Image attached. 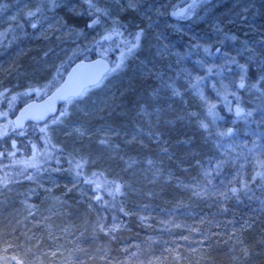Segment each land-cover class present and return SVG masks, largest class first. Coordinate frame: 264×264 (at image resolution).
Masks as SVG:
<instances>
[{
	"label": "rangeland",
	"instance_id": "1",
	"mask_svg": "<svg viewBox=\"0 0 264 264\" xmlns=\"http://www.w3.org/2000/svg\"><path fill=\"white\" fill-rule=\"evenodd\" d=\"M191 2L0 0V139H9L13 149L9 157L0 154V264L53 258L73 264L78 246L100 255L111 250L89 225L97 217L104 220L100 204L114 201H100L95 192H108L106 187L116 182H122L117 203L135 221L130 230L134 241L112 253L126 248L163 257L179 247L195 264L198 257L190 250L210 246L223 264H264V224L259 222L264 219V0ZM187 4L182 17L171 18ZM78 30L88 45L83 59L94 52L110 61V73L84 92L86 99L68 101L54 120L14 132L17 107L44 97L61 81L65 67L52 66L79 38ZM216 47L218 55L213 54ZM154 71L167 78L160 80L164 95L174 98L179 90L192 88L189 108L188 102L177 101L198 115L202 132L215 131L212 140L224 161L239 159L227 164L229 180L211 182V189L203 181L182 186L169 179L168 154L160 164L123 157L148 152L139 124L123 122L122 102L128 87L145 84ZM241 114L245 117H236ZM154 119L141 118L148 128L165 126ZM230 128L234 134L225 139ZM23 140L30 146L26 152ZM153 144L151 153L163 156L165 144ZM235 151L241 156L233 159ZM65 166L76 171L59 181L61 172L68 171ZM168 185L197 205L171 207L177 200ZM66 225L84 235L68 243L72 237L61 232Z\"/></svg>",
	"mask_w": 264,
	"mask_h": 264
},
{
	"label": "trees",
	"instance_id": "2",
	"mask_svg": "<svg viewBox=\"0 0 264 264\" xmlns=\"http://www.w3.org/2000/svg\"><path fill=\"white\" fill-rule=\"evenodd\" d=\"M79 21L80 20H78L76 23H79ZM110 38L112 39V36ZM95 57H96V54L92 52L91 54L88 55L86 59H82V60H89ZM152 68H154L155 71L159 70L158 66H153ZM155 71L150 73L151 77L147 78V82L145 84H140V83L139 85L133 84L130 87H128L127 91L125 92V96L122 102L124 119H125L123 122L130 121L132 123L139 124L140 129L143 130V136H145L144 139L148 143V145H146L148 146V148H151L154 145L153 143H156V142L160 144L161 143L165 144L164 148H162L161 150L163 152V156L155 157V155L151 153V150L146 148L148 152H146L142 156H140L139 154H136L135 151L134 152L132 151V152H129V154L124 155L123 157L136 158L137 160L146 159V160H149L150 162L153 161L156 164H160L161 161L164 160L165 157H167L166 154H168V156L174 155V157H176L177 159L176 163L179 165V167L181 166L180 168L181 170L180 169L177 170L174 168H168L167 171L170 174V176L179 177V180H181L182 182H189L193 179H196L194 175H200L203 181L202 183H204L202 186H204L205 189H211V185H209V183L211 182H214L216 184V182L222 181L224 179L229 180L230 175H227L229 172H225L226 174L219 176V177L211 178L209 180H207V177L204 176L205 174L209 176L210 170H215L214 169L215 163H208V162L203 163L208 158L207 152L218 155V156L219 154L217 153V151H215V148L212 147V146L216 147V143L212 139H202L196 136L195 129L200 124V119L198 118V115L197 117H194L193 112H189L187 111V109L183 108L182 102L184 104L188 102V108H189L188 93L192 94V88H184V89L179 90L178 91L179 95L176 92L174 95V98H171L169 94L164 95L165 93L164 90L166 89H164L163 92H161L162 91L161 87H163L164 86L163 84L165 83L164 82L161 83L160 80L164 79L165 82H167V78H165L166 76L155 74ZM30 100L31 99H29L28 101ZM177 100H181L182 102L181 101L178 102ZM22 104H20L17 107V109ZM154 104H155V107H154ZM157 104L158 106H156ZM190 106L192 108L193 103ZM63 107L64 105L61 107V109ZM137 112L143 113L142 116L139 117L137 115ZM57 116L55 118H57ZM243 116L244 115L242 114L240 116L236 115L237 118H241ZM142 117H145L148 120L159 118V120L165 123V126L158 127L156 125H152L151 128H148V126H145L144 123L142 122L143 121L141 120ZM55 118H53L52 120H54ZM182 121H187L193 124V126H195L194 130L190 125L183 126ZM27 127L31 129H38L41 126L36 127V126L29 125ZM157 134L162 137L161 140L154 136ZM182 143L184 145H181ZM10 144H11V141L9 139L7 138L0 139V154H2L3 157H7L9 154H11L13 149L11 148V146H9ZM20 145L25 152L27 149L30 148L29 143L26 140H23ZM65 167L69 172L76 171V168H73L72 166H70V168L68 166H65ZM180 172L184 173L187 176L180 175ZM123 180L124 178L122 179V181ZM120 183L116 182L113 184H109V186L106 187L109 190L108 192L98 191V192H95V195L96 194L99 195V198L101 199L100 201H103V202L108 197L110 198L114 195L117 197L119 189H121ZM125 183H127L128 185L129 181H125ZM133 186H134L133 188H135V185ZM195 188L197 187L193 185H191L190 187V189H195ZM149 190L150 189H147L146 191H149ZM173 198L177 200L174 203H169V204H172L173 207H176L177 205L183 206V207L184 206L195 207V205H197L195 201H191V199L186 198V196H181L178 194V195H173ZM161 200L163 201L164 204H166L167 199H164V196L161 197ZM112 202L113 203H109L107 205H105V203L100 204V205H103L104 207L103 213L105 215V218H104L105 225L107 226V225H112V224H120L123 222V223H126V229H124L125 232H123L122 230L117 234V239L115 241H110L107 243L109 248H110V245H112V243L115 245L130 244V241L132 240V232L130 230L133 228L134 226L133 224L135 222L129 216L124 215V212L121 211V208H123V206L117 203L118 202L117 198H115V201H112ZM155 206H157V204ZM166 206L167 205L165 206L159 205L158 208H161V207L163 208ZM7 213H9L8 209L4 211L2 214L4 215ZM113 217H115V219H113ZM259 222L260 223L262 222L264 224V219L259 220ZM263 229H264V225H263ZM101 237H106V236L101 234ZM260 243L264 244V234H262V236L260 237ZM91 251L92 253H98V254L100 253L94 250H90L89 252ZM222 259H223L222 256H217L215 258L216 264H223Z\"/></svg>",
	"mask_w": 264,
	"mask_h": 264
},
{
	"label": "clouds",
	"instance_id": "3",
	"mask_svg": "<svg viewBox=\"0 0 264 264\" xmlns=\"http://www.w3.org/2000/svg\"><path fill=\"white\" fill-rule=\"evenodd\" d=\"M65 27L70 28L65 22ZM78 39L72 41L71 48L64 50V55L60 57L53 68L65 67V70L68 71L75 63L80 62L85 53L82 51L87 48V44L84 42L85 37L83 35V30H78L77 32ZM47 53H45V56ZM52 78L55 77V71H51ZM102 87V86H101ZM98 90V89H97ZM87 96L81 97L80 99H86ZM70 116L71 113H66ZM15 146V145H14ZM14 154V153H13ZM3 166H0L2 168ZM26 179H31V176L26 177ZM3 181H0L2 183ZM236 190L233 189V192ZM121 197H126L127 193L121 191L119 194ZM91 207V206H90ZM121 211L124 212L125 216L131 215L130 213L124 211L121 208ZM32 213L30 212L29 215ZM27 218V217H25ZM115 219V217H113ZM141 220H144V217H140ZM69 227L71 231H68ZM93 234H103L108 237L111 241L117 239V234L126 229V223L105 225L104 220L100 217H97V220L89 225ZM87 230V228L85 229ZM68 232V236H71L72 239L68 243H75L76 240H79L81 236L84 235V231L77 229L75 226L66 225L64 228H61V232ZM198 231V230H197ZM67 239V236L64 237ZM205 240L208 239L207 236L204 237ZM40 241H37L38 246ZM35 247V246H34ZM132 247V246H129ZM79 253V258L73 261V264H193L192 260H189L185 257L180 248H173L168 250V254L163 257H157L152 255H138L136 252H129L128 249H120L119 254L112 253L111 250L106 251L103 255L98 253H91L86 247H77L75 250ZM191 252L196 253L198 259H196L195 264H216L215 258L210 253V246L206 248H197L190 250ZM55 253H53V257ZM23 264V262H22ZM40 264H64L62 260L57 261L56 259H50L48 261H41Z\"/></svg>",
	"mask_w": 264,
	"mask_h": 264
},
{
	"label": "water",
	"instance_id": "4",
	"mask_svg": "<svg viewBox=\"0 0 264 264\" xmlns=\"http://www.w3.org/2000/svg\"><path fill=\"white\" fill-rule=\"evenodd\" d=\"M109 64L102 58L75 63L60 84L40 101H30L21 106L12 120L15 131L26 125H44L55 117L60 107L69 99L79 98L85 90L96 87L108 74Z\"/></svg>",
	"mask_w": 264,
	"mask_h": 264
},
{
	"label": "bare ground",
	"instance_id": "5",
	"mask_svg": "<svg viewBox=\"0 0 264 264\" xmlns=\"http://www.w3.org/2000/svg\"><path fill=\"white\" fill-rule=\"evenodd\" d=\"M192 2L191 3H195V1H198V0H191ZM190 3V4H191ZM189 4V5H190ZM189 5L187 4V5H185V6H183L179 11H176L175 13H172L171 14V18H173V19H176V18H179V17H182L185 13H186V11L188 10V8H189ZM261 7V6H260ZM219 48L218 47H216L215 48V50H214V52H213V54L214 55H218L219 53ZM169 70V69H168ZM166 72H168V71H166ZM178 96V95H177ZM188 111V110H187ZM143 113H139V112H137V115L138 116H141ZM183 123V126H188V125H190L192 128H193V130H194V128H195V126H193V124H191V123H189V122H187V121H182ZM172 129V128H171ZM170 130V129H169ZM168 130V131H169ZM195 131H196V136L197 137H200V138H202V139H213V133L215 132V131H209V133H205V132H202V128H201V125H198V127L195 129ZM233 134H234V132H233V130L230 128V129H228L227 130V132L225 133V135H224V137H225V139H230V137L231 136H233ZM238 136V135H237ZM213 148H215V151H217V148L216 147H214V146H212ZM218 153V152H217ZM219 154V153H218ZM239 156H241V154H240V151H235L234 153H232V154H230V157L231 158H233V159H235V158H237V157H239ZM207 159L203 162V163H205V162H208V163H215V167H214V169L215 170H210V174H209V176L207 177V180H209V179H211V178H214V177H219V176H222V175H224V174H226L225 172H228L229 171V168L231 167V166H229V165H227V164H232V163H235V162H237L239 159H235V160H229V161H224L221 157H219L218 155H215V154H212V153H209V152H207ZM163 161V160H162ZM176 161H177V159H176V157H174V156H172V155H169L168 157H167V159H166V161H165V165H168V167L169 168H174V169H177L178 170V168H181V166L179 167V165L176 163ZM216 164H218V166L216 165ZM181 170V169H180ZM60 174V173H59ZM61 174H62V176H61V179L59 180V181H63V180H65V179H67L68 177H70V172L69 171H62L61 172ZM180 175H185L184 173H182V172H180ZM185 176H187V175H185ZM195 177H196V179H193V180H191V181H189V182H182L181 180H179V177H176V176H172V177H169V179L170 180H176V181H178L179 182V184L180 185H182L183 186V184H187V185H189V183L191 184L192 182H196V181H202V178H201V176L200 175H194ZM134 182V181H133ZM133 185H135L136 186V184H133ZM181 186V187H182ZM180 186H178L177 188H179ZM168 190H170V192H172L173 193V195H178L177 193H174V191H172L173 189H176L175 188V186H173V185H168L167 187H166ZM179 195H181V196H185L186 194H179ZM187 195H189V194H187ZM187 197V196H186ZM115 198H118V196L116 197L115 195L114 196H112V199L115 201ZM188 199H189V197H187ZM171 207H173V206H171ZM123 232H125V230H123ZM133 234H132V240L130 241V243H132L133 241H134V238H133ZM254 238H258V236H254ZM102 239H103V242L105 243V244H107L108 242H110L111 240L108 238V237H102ZM127 245H129V244H118V245H115V244H113L112 243V245H110V247H111V251L113 252V249H115V248H122V247H127ZM91 253H92V251H91Z\"/></svg>",
	"mask_w": 264,
	"mask_h": 264
}]
</instances>
